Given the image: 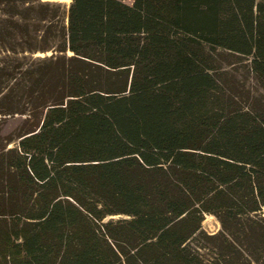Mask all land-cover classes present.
<instances>
[{
	"label": "trees",
	"instance_id": "16d2710c",
	"mask_svg": "<svg viewBox=\"0 0 264 264\" xmlns=\"http://www.w3.org/2000/svg\"><path fill=\"white\" fill-rule=\"evenodd\" d=\"M0 6V264H264V0Z\"/></svg>",
	"mask_w": 264,
	"mask_h": 264
},
{
	"label": "rangeland",
	"instance_id": "374dc122",
	"mask_svg": "<svg viewBox=\"0 0 264 264\" xmlns=\"http://www.w3.org/2000/svg\"><path fill=\"white\" fill-rule=\"evenodd\" d=\"M44 2H51V3H56L59 6V9H57L55 6H54V9L55 11H57V15L55 20H58L60 21V25L63 23V24H67V13H68V9H69V5L71 3V0H43ZM122 2L126 3V4H132L133 3V0H121ZM1 8H3V6H0ZM26 7H28V4H25L24 5V10H25V14L28 15L30 14L31 12L30 11H27L26 10ZM0 15H1V11H0ZM36 15V13H33V17ZM47 16L51 17L52 14L49 13ZM53 17V16H52ZM60 17V18H59ZM30 20V19H29ZM47 21V22H46ZM45 22H42L40 25H46L49 23L48 20H46ZM30 23V25L32 26L35 22V20L32 18L30 21H28ZM31 30V29H30ZM34 28L32 27V34H35L34 33ZM59 30V29H58ZM26 38H23L22 41H24ZM57 43V42H56ZM7 45H12L11 47H14V44H20L19 42H7L6 43ZM19 47V45H16ZM3 48V47H1ZM4 49V48H3ZM20 49V48H18ZM52 55V51L50 52H47V53H42V52H37V53H30V52H24V53H21L19 55V58H26L25 62H30L34 59H40V58H45V57H49ZM68 55L70 56L71 53H68ZM2 56V55H1ZM6 118V119H4ZM22 117L20 115H14V116H2L0 115V123L2 121H6L5 123V132H10L14 127L15 125L20 121ZM121 216H115L113 218H120ZM203 227L204 229L209 232V233H216L217 232V229L219 230L220 229V223L219 221L213 216V215H208L206 217V219L204 220L203 222Z\"/></svg>",
	"mask_w": 264,
	"mask_h": 264
},
{
	"label": "built area",
	"instance_id": "2783aa9c",
	"mask_svg": "<svg viewBox=\"0 0 264 264\" xmlns=\"http://www.w3.org/2000/svg\"><path fill=\"white\" fill-rule=\"evenodd\" d=\"M217 231H218V229H217Z\"/></svg>",
	"mask_w": 264,
	"mask_h": 264
}]
</instances>
